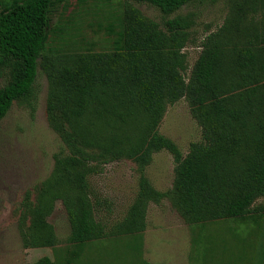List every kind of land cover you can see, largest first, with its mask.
I'll return each mask as SVG.
<instances>
[{"label":"trees","instance_id":"16d2710c","mask_svg":"<svg viewBox=\"0 0 264 264\" xmlns=\"http://www.w3.org/2000/svg\"><path fill=\"white\" fill-rule=\"evenodd\" d=\"M66 1L12 0L0 9V75L8 74L0 88V120L13 102L30 96L38 64L46 59L51 14ZM127 1L170 15L193 0ZM246 1L234 18L254 13L257 1L264 10V0ZM119 25L111 51L76 54L46 71L48 123L67 154L55 157L51 175L36 189L35 202L25 197L22 219L29 224L21 232L24 247L56 245L46 221L56 200L67 213L70 244L81 247L104 238L88 177L101 165L122 159L137 167L138 194L114 231L142 232L148 203L165 196L144 176L153 154L162 150L173 157L171 202L187 225L232 219L257 224L263 209L254 204L264 197V13L259 26L230 28L234 32L223 27L207 36L187 81L182 52L189 42L187 19L168 20L162 29L127 4ZM182 98L202 134L185 156L157 131L167 105ZM196 239V252L206 248L200 235ZM260 252L250 264H264V247ZM77 256L72 253L64 263L74 264ZM32 264L57 263L43 257Z\"/></svg>","mask_w":264,"mask_h":264},{"label":"rangeland","instance_id":"374dc122","mask_svg":"<svg viewBox=\"0 0 264 264\" xmlns=\"http://www.w3.org/2000/svg\"><path fill=\"white\" fill-rule=\"evenodd\" d=\"M11 2L0 0V9ZM243 2L249 4L246 0H193L164 15L149 4L127 0H67L52 12L46 59L38 64L30 96L13 102L0 120V264H32L43 257L65 264L74 252H78L74 264H250L257 260L264 247V197L254 204L263 209L258 212L261 217L257 224L232 219L187 225L172 206L175 163L166 150L153 154L144 171L152 188L165 196L159 202L148 203L142 232L114 231L128 216L138 194L137 167L122 159L101 165L88 177L90 199L93 204L98 202L94 216L104 225V238L81 247L70 244V224L60 200L54 201L46 219L57 240L54 247L26 248L21 236L29 224L22 219L26 195L34 203L36 189L51 175L55 157L67 154L65 145L48 123L46 71L52 65L65 64L76 54L111 51L120 31L121 10L130 4L162 29L166 21L176 17L190 23L189 42L182 51L186 58L183 77L187 81L207 36L223 27L245 30L261 24L264 10L258 1L254 13L242 20L234 18L236 8ZM7 81L8 74L3 72L0 88ZM157 131L171 140L182 156L188 153L191 143L202 139L201 128L191 116L185 98L167 105ZM197 235L206 248L196 252Z\"/></svg>","mask_w":264,"mask_h":264}]
</instances>
